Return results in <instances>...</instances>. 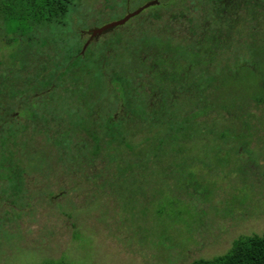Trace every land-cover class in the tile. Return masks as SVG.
Masks as SVG:
<instances>
[{
	"label": "trees",
	"instance_id": "trees-1",
	"mask_svg": "<svg viewBox=\"0 0 264 264\" xmlns=\"http://www.w3.org/2000/svg\"><path fill=\"white\" fill-rule=\"evenodd\" d=\"M71 3L0 0V202L17 205L55 154L97 188L198 189L194 167L235 139L264 83V0H158L83 52L85 33L69 42ZM190 264H264V234Z\"/></svg>",
	"mask_w": 264,
	"mask_h": 264
},
{
	"label": "rangeland",
	"instance_id": "rangeland-1",
	"mask_svg": "<svg viewBox=\"0 0 264 264\" xmlns=\"http://www.w3.org/2000/svg\"><path fill=\"white\" fill-rule=\"evenodd\" d=\"M152 1L72 0L69 42L81 45L79 34ZM263 30L256 40L264 47ZM259 90L242 103L235 139L216 157L208 147L194 167L200 185L192 181L190 194L171 184L97 188L62 174L57 154L41 164L32 156L34 168L41 166L37 180L28 179L17 205L0 202V264H190L225 255L240 237L264 234V83Z\"/></svg>",
	"mask_w": 264,
	"mask_h": 264
},
{
	"label": "water",
	"instance_id": "water-1",
	"mask_svg": "<svg viewBox=\"0 0 264 264\" xmlns=\"http://www.w3.org/2000/svg\"><path fill=\"white\" fill-rule=\"evenodd\" d=\"M158 0H154L152 2H150L149 4H147L146 6L140 8L139 10L127 15L126 17H124L123 19L117 21V22H114V23H111V24H108L104 27H101L99 29H96L92 32V37H97V36H100L102 35L103 33H106L108 31H111L115 28H118V27H121V26H124L129 20L133 19L134 17L138 16L142 11H144L145 9L157 4ZM88 42L85 44V46L83 47V50L82 52L86 49V47L88 46Z\"/></svg>",
	"mask_w": 264,
	"mask_h": 264
},
{
	"label": "flooded vegetation",
	"instance_id": "flooded-vegetation-1",
	"mask_svg": "<svg viewBox=\"0 0 264 264\" xmlns=\"http://www.w3.org/2000/svg\"><path fill=\"white\" fill-rule=\"evenodd\" d=\"M94 30H96V29H91V30H88L87 32H85V34L87 35V38H86V40H85V44L88 42L89 44L91 43V42H93L94 40H96V39H98V36L97 37H92V32L94 31ZM101 36V35H100ZM35 95H37V96H40L41 94H46V92H38L37 90L35 91V92H33Z\"/></svg>",
	"mask_w": 264,
	"mask_h": 264
}]
</instances>
